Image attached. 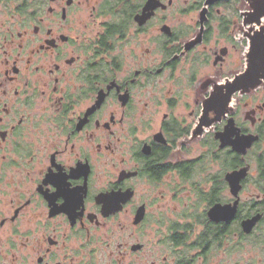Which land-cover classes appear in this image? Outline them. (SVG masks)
Returning a JSON list of instances; mask_svg holds the SVG:
<instances>
[{
	"label": "flooded vegetation",
	"instance_id": "obj_1",
	"mask_svg": "<svg viewBox=\"0 0 264 264\" xmlns=\"http://www.w3.org/2000/svg\"><path fill=\"white\" fill-rule=\"evenodd\" d=\"M254 1L0 0V264H264Z\"/></svg>",
	"mask_w": 264,
	"mask_h": 264
},
{
	"label": "water",
	"instance_id": "obj_2",
	"mask_svg": "<svg viewBox=\"0 0 264 264\" xmlns=\"http://www.w3.org/2000/svg\"><path fill=\"white\" fill-rule=\"evenodd\" d=\"M254 12L249 14V22L259 25V32L256 33L251 42L250 51L247 55V68L243 74V80L253 86L264 82V0H255ZM253 17V19H252Z\"/></svg>",
	"mask_w": 264,
	"mask_h": 264
},
{
	"label": "rangeland",
	"instance_id": "obj_3",
	"mask_svg": "<svg viewBox=\"0 0 264 264\" xmlns=\"http://www.w3.org/2000/svg\"><path fill=\"white\" fill-rule=\"evenodd\" d=\"M263 24H264V20H263Z\"/></svg>",
	"mask_w": 264,
	"mask_h": 264
}]
</instances>
